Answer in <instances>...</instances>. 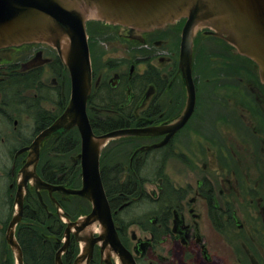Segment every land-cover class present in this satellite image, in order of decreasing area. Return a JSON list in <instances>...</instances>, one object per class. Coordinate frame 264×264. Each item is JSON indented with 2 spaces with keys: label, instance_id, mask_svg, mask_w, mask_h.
<instances>
[{
  "label": "flooded vegetation",
  "instance_id": "1",
  "mask_svg": "<svg viewBox=\"0 0 264 264\" xmlns=\"http://www.w3.org/2000/svg\"><path fill=\"white\" fill-rule=\"evenodd\" d=\"M184 22L117 40L124 44L122 56L105 58L96 76L92 70L100 127L111 125L99 134L166 129L118 137L101 150L99 170L116 233L136 264H264V84L252 60L208 28L199 29L190 116L163 145L134 154L164 140L185 111L178 65ZM199 38L206 44L197 63ZM69 95V72L52 47L28 42L0 49V264H16L7 235L18 205L13 236L22 264L49 259L50 248L54 262L66 226L61 215L74 220L90 211L86 199L63 191L81 186L76 127L41 140L21 184L33 143L63 112ZM86 110L94 111L88 103ZM33 169L48 188L35 186ZM76 244L71 237L63 264L73 263ZM107 249L100 245L99 254L96 246L90 264H119L113 254L105 261Z\"/></svg>",
  "mask_w": 264,
  "mask_h": 264
},
{
  "label": "water",
  "instance_id": "2",
  "mask_svg": "<svg viewBox=\"0 0 264 264\" xmlns=\"http://www.w3.org/2000/svg\"><path fill=\"white\" fill-rule=\"evenodd\" d=\"M185 19L179 43V69L187 90L185 111L173 124L171 133L159 143L134 151L163 145L170 134L181 127L194 105L192 79L193 39L201 28L230 44L235 52L248 57L257 67L264 84V0H0V49L37 42L52 47L70 75V95L63 112L33 143V158L22 170L21 184L30 176L26 167L34 168L38 144L57 130L76 127L80 136L81 186L66 193L86 199L90 211L74 220L61 215L66 226L63 243L55 256V264H63L61 254L70 238L79 251L72 264H90L94 249L100 245L105 261L111 254L119 264H136L117 236L110 206L99 170V156L106 144L118 137L153 135L165 132L164 127L118 128L102 134L93 132L87 115L92 89V66L88 46V21H101L118 26L123 38L139 37L142 33L170 27ZM35 186H46L35 174ZM20 184V185H21ZM46 188H48L46 186ZM61 188H58V190ZM20 203V199L18 201ZM13 216L7 238L14 249L16 264H22V252L14 239L13 226L19 221L20 210ZM108 258V259H107Z\"/></svg>",
  "mask_w": 264,
  "mask_h": 264
},
{
  "label": "rangeland",
  "instance_id": "3",
  "mask_svg": "<svg viewBox=\"0 0 264 264\" xmlns=\"http://www.w3.org/2000/svg\"><path fill=\"white\" fill-rule=\"evenodd\" d=\"M87 33H88V46L90 51L91 58V66L94 71L95 76L99 74L100 69L104 66V63L107 62L105 58L112 57L118 58L122 56L124 44L119 42L126 40L121 36L122 30L118 26H100V21H88L86 23ZM116 38V39H114ZM203 40H207L208 38H202ZM198 39L200 42L197 43V53H196V62L199 63V60H202L203 53L202 49H205V44L203 40ZM119 40V41H117ZM140 44V43H138ZM138 46V45H137ZM115 62V61H113ZM216 64H221L219 61ZM217 65V66H218ZM121 66L120 68L124 67ZM196 66V64H195ZM172 175H176L174 172L172 173L171 169H167Z\"/></svg>",
  "mask_w": 264,
  "mask_h": 264
},
{
  "label": "trees",
  "instance_id": "4",
  "mask_svg": "<svg viewBox=\"0 0 264 264\" xmlns=\"http://www.w3.org/2000/svg\"><path fill=\"white\" fill-rule=\"evenodd\" d=\"M97 88L95 87L94 89H93V93H94V90H96ZM99 89V88H98ZM98 89L96 90V92L98 93ZM91 94L90 95V97H89V100H88V104H89V107L92 109V110H94V111H91V110H89L88 111V117H89V119H90V123H91V126H92V129H93V132L95 133V134H99L100 133V130H103V131H106L108 128H110L111 127V125L109 124V123H107V124H105L104 126H101L100 127V118L98 117V114L95 112V110L96 111H100V102H98V100H97V94L94 96V97H92V95H94V94ZM74 134V133H73ZM74 136V135H73ZM75 136L78 138V136H77V132H76V130H75ZM75 136H74V140H76V138H75ZM76 145H73V148L75 149L76 147H75ZM77 174H78V171H74V173H73V181L74 182H77L76 181V176H77ZM104 174V173H103ZM105 176L106 175H109V172L108 173H106V174H104ZM74 208H76V207H74ZM77 211H75L74 210V214L76 213ZM86 213V212H85ZM77 214V213H76ZM75 216V215H74ZM78 216V215H77ZM76 217V216H75ZM77 218V217H76ZM73 219H74V217H73ZM53 251V249L52 248H50V249H48V252L50 253V256L52 257V252ZM78 251H79V248H78V245L76 244L75 245V250H73V256H72V259L73 258H75L74 256H76L77 255V253H78ZM49 255V254H48ZM49 258V259H47V258H43L42 257V259H41V262H40V264H53V263H55V261L53 262L52 261V258ZM95 264H97L96 263V261H95Z\"/></svg>",
  "mask_w": 264,
  "mask_h": 264
}]
</instances>
